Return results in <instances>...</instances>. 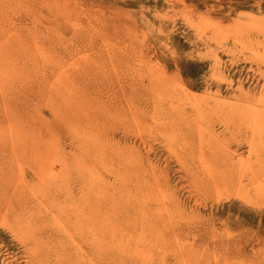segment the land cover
Masks as SVG:
<instances>
[{
  "label": "rangeland",
  "instance_id": "rangeland-1",
  "mask_svg": "<svg viewBox=\"0 0 264 264\" xmlns=\"http://www.w3.org/2000/svg\"><path fill=\"white\" fill-rule=\"evenodd\" d=\"M0 264H264V0H0Z\"/></svg>",
  "mask_w": 264,
  "mask_h": 264
},
{
  "label": "bare ground",
  "instance_id": "bare-ground-1",
  "mask_svg": "<svg viewBox=\"0 0 264 264\" xmlns=\"http://www.w3.org/2000/svg\"><path fill=\"white\" fill-rule=\"evenodd\" d=\"M38 4H40V3H38ZM5 109H6V108H4V110H5ZM34 109H35V107H34ZM244 115H246V114H243V116H244ZM225 117H227L226 120H227V119L232 120V119H230L227 115H225ZM235 117H236V116H235ZM223 118H224V117H223ZM231 118H232V117H231ZM238 118H239V117H238ZM225 122H227V121H225ZM255 124H256V123H255ZM248 172H249V174H247V171L244 172V174H246V175H253V174H254L253 171L251 170V168L248 169ZM252 173H253V174H252ZM256 174H257V173H256ZM250 178H251V177H250Z\"/></svg>",
  "mask_w": 264,
  "mask_h": 264
}]
</instances>
